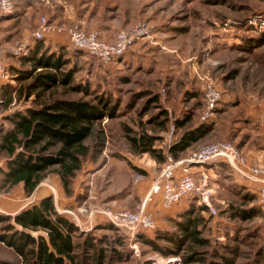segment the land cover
Listing matches in <instances>:
<instances>
[{
	"label": "rangeland",
	"instance_id": "1",
	"mask_svg": "<svg viewBox=\"0 0 264 264\" xmlns=\"http://www.w3.org/2000/svg\"><path fill=\"white\" fill-rule=\"evenodd\" d=\"M99 1L108 6L104 15L105 21L115 25L116 33L120 29H129L136 23L145 21L153 26L151 35L139 39L136 43L146 40L150 46L154 48L158 46L159 49L161 47L156 40L163 38L170 46L169 48H174V51L173 53L163 52V57L160 62L157 61V64L153 60L144 62L138 58L139 65H136L132 71H125L114 63L104 64L85 51L69 48L68 44H48L50 52H59L61 48L67 52V57L71 60V65L67 68L78 70L73 80L75 84L87 85L93 94L99 93L105 98H111L116 105V111L119 112L116 117L106 118L103 121L108 134L103 154L98 161L90 160L85 163L76 178V196L71 197L68 203H64V209L77 211L79 207L84 206L87 212L81 213L80 216L91 226L87 232L97 235L106 234L114 241L119 237L124 241L123 246L117 244L116 246L119 250L128 251L127 258L124 261L110 262V264H186L181 256H165L139 241L138 230L134 231L121 226H117V230L104 228L108 221L102 211L109 208L134 209L132 204L138 201L135 195L145 194L147 181L154 182L163 166L162 163L161 166L152 168L147 159L136 158L142 154L132 151V145L126 135V127L132 128L134 134L144 131L156 132L163 138L157 144L166 149L170 145L165 139L170 122L163 130L158 127L157 122L153 123L150 119L157 117L162 109L168 111L170 121L172 117L177 118L181 114V112L177 113L179 104L172 102L173 93H183L185 86L190 82L194 84L191 86L192 91L201 94L198 101L204 106L201 98L204 94L206 78H211L224 94L227 86H230V89L234 87L236 91L241 87V85L230 83L229 80H224L230 70L235 67L241 69L240 76L235 80L239 84L243 83L241 77L246 72L249 76L257 74L256 62L248 52L243 50L248 48L245 46L251 39L259 38L264 33V25L260 27V23L264 22V0H227L219 3H211V0ZM42 17L49 18L45 12L40 17V21ZM48 20L51 23L68 25V22L60 24V22H52V18ZM242 56L246 57L244 62L240 61ZM250 63L251 72L248 70L250 67H246L250 66ZM263 75L259 73L257 77ZM253 82L252 78L245 80L246 92L253 90ZM260 83L264 98V81ZM143 91L152 92V95L157 94L160 97L159 105L155 101H150V98L139 99L138 96ZM58 95L72 99L93 97L91 94L87 96L70 90L65 92V89H60ZM146 104H149V109L141 114L140 109L145 108ZM190 104L193 111L196 104L194 106L193 102ZM203 106L197 113V119L201 117ZM12 107L17 108L21 105L16 103ZM145 166H149L152 173H149ZM54 170V168L51 169L45 179L47 178L48 184L52 187L49 189L57 195L56 190L59 187L53 177L58 175ZM232 170L230 164L225 167L219 166L217 168L219 174L212 175V182L208 183L210 201L218 212L216 215L211 214L210 209L204 212L208 219L204 228L205 236L209 237L211 244L206 249L208 250L207 261L200 264H211L213 260L221 261V258L213 256L212 253L224 252V247L231 246L237 247L235 253H228V256L235 260V264L263 263L260 255L264 254V207L261 206L260 215L249 220L231 217V211H226L229 205L233 203L235 206H242L241 196L246 193L245 188L248 190L244 183L234 180L232 173L235 171ZM150 176L153 177L150 178ZM15 188H3L5 195L0 197V208L2 201L9 200L13 191L17 192ZM39 191L40 189L31 196L18 198V206L25 207L36 202V196H40ZM77 196H85V199L79 200ZM64 209L60 210V213H64ZM158 214L159 226L167 227L169 222L166 217L163 219L164 212L158 211ZM1 259L20 264L16 253L0 243Z\"/></svg>",
	"mask_w": 264,
	"mask_h": 264
},
{
	"label": "trees",
	"instance_id": "2",
	"mask_svg": "<svg viewBox=\"0 0 264 264\" xmlns=\"http://www.w3.org/2000/svg\"><path fill=\"white\" fill-rule=\"evenodd\" d=\"M221 1L227 0H211V3ZM245 47L248 48L243 51L248 52L256 62L257 74L249 76L246 72L241 78L243 81L254 79L252 89L262 95L263 87L260 82L264 81V75H257L264 74V33L259 38L251 39ZM67 56L62 48L59 52H50L44 39L36 40L30 46L28 54L17 56L24 67L17 69L13 76L16 84L9 80L2 85L1 107L10 112L3 114L0 122V187L12 188L22 182L26 194L30 195L54 168L65 195L73 197L76 196V178L85 163L90 160L96 162L101 158L108 141L103 121L116 117L119 112L111 98H105L99 93L93 94L87 85L73 82L78 70L67 68L71 65ZM245 58L242 56L240 61ZM246 67H250L247 69L251 72V63ZM240 73L241 69L235 67L224 80L237 82L235 80ZM60 89L87 96L91 94L93 97L67 98L58 95ZM144 97L159 105L160 97L157 94L143 91L138 96L139 99ZM13 102L19 103L21 107H12ZM148 109L149 104H146L145 108L140 109L141 114ZM193 115V111H188L177 116L175 121L178 134L174 143L166 148L168 153L157 145L163 138L156 132L134 134L132 128L126 127L132 151L136 154L149 153L163 165L169 153L175 158L187 156L186 151L205 139L213 130L211 122L193 126ZM156 119L158 120L155 121ZM150 121L157 122L160 129H166L170 122L168 111L162 109ZM216 163L202 165L207 168L215 165L229 166L224 160ZM245 190L246 193L241 196L242 206L231 203L226 210L231 211V217L249 220L261 214L257 194L246 188ZM76 198L83 200L85 196ZM182 202H186V205L177 208ZM176 208L173 215L166 216L169 222L167 227L157 225L153 231L139 230V241L165 256H181L186 264L205 263L208 259L206 249L211 242L205 236L204 228L208 219L204 212L209 208L199 204L196 194L182 199L173 210ZM104 228L117 230V226L109 221ZM0 243L16 253L20 264H110L113 261H124L128 255L127 250H119L116 246L124 245L121 238L114 241L106 234L80 231L69 215L57 210L52 194L14 215L0 213ZM224 248V252L212 253L222 260H213L211 264L236 263L228 253H235L237 247ZM260 258L264 264L263 253ZM0 263L13 264L12 261L3 259Z\"/></svg>",
	"mask_w": 264,
	"mask_h": 264
},
{
	"label": "crops",
	"instance_id": "3",
	"mask_svg": "<svg viewBox=\"0 0 264 264\" xmlns=\"http://www.w3.org/2000/svg\"><path fill=\"white\" fill-rule=\"evenodd\" d=\"M14 1L16 5L15 13L12 15L0 16V60L3 61L8 67L10 73L9 80L12 84H16V81L13 79V76L16 75V70L24 67L19 60V57L14 56L12 49H14L20 42H27L31 47L35 44L37 39L35 38L34 33L40 25V17L43 16L44 12L48 14V19L52 18V22H60V24L62 22H68L67 24H81L84 26V28L86 27V29L97 30L100 33L101 37L106 40H113L116 35L115 25L106 23L105 21L106 18L104 17V15L108 6L105 3L100 2L99 0ZM43 39L45 40L46 47H48V44H68V47L72 48L67 32H53L47 34ZM143 41L144 42L135 43L134 46H131L124 55L116 58L111 63H114L116 66H118V68H122L121 70L132 71L135 69L136 65H139L137 64L138 58L144 60V62L153 60L156 61L155 64H157V61L160 62V59L163 57V52L169 51L173 53L174 51V48H169L170 46L165 43V40L163 38H157L156 40V42H158L161 47L159 49L157 48L158 46L154 48V46H150L149 42H147L146 40ZM234 83L235 85H241L240 89L236 91L234 87H231L232 89H230V86H227L224 89L223 100L219 108L217 109L213 118L208 121L213 124L212 132L205 139L191 146L186 152L190 153L192 150L197 149L202 144L207 142L229 139L239 147L242 153L247 157L250 164L262 166L264 165V98L262 95H259L258 92H255L253 90H251L250 92H246L244 87L245 81H243L242 84H239L237 82ZM191 86H194V84L192 85L189 82L185 86L186 88L183 87V93H173L174 99L172 98V102L176 104L178 103L180 106L177 113H186L188 111H192L190 108V103L193 102V106L196 104V107L193 109L194 115L192 119L193 126H196L201 123L200 119H197V113L200 111L203 105H200V101H198V97L201 94L192 91ZM201 101H204V94L201 98ZM15 103L16 102H13L12 105H14ZM9 112V109L2 110V107L0 105V122L3 114ZM159 146L162 147V145ZM165 153H168L167 149H165ZM140 157H142L141 159H147L148 164L151 165L152 168L157 165L161 166L162 164L159 163L149 153H143L136 158L139 160ZM213 163L217 164L216 162ZM145 167L149 173H152L148 168L149 166ZM218 167L219 165H215L212 168H207L205 165H196L193 168V171L198 181L201 180L202 172L204 171L209 175L210 182H212V175L219 174L217 172ZM214 168L216 170H214ZM232 175L234 176L233 178L235 181L244 183V185L248 187V190L250 189L251 192L256 193L257 185L252 180L243 178L236 172L232 173ZM153 176H150V178H152ZM53 180L59 187L56 190L57 195H55V193H53L51 189H49L52 187L48 184L49 181H47V178L44 179L30 195L26 194L22 182L18 185H15V191L17 190V192L13 191L11 193L12 196H10L11 198H9V200L1 202L2 207L0 208V213L14 215L20 210L30 206L31 204L25 207H19L17 204V199H21L23 198V196H31L36 193L35 191L38 189H40L38 193L40 196H36V202H39L44 196L52 194L55 198L57 210L60 212V210L65 208L64 203H68L71 197L65 195L58 176L55 175L53 177ZM152 182L153 181L150 180L147 181V184L145 186V194L143 193L135 195L136 197H138V201L132 204V207L135 210H138L142 207L144 197L149 191ZM14 187H12L11 189H13ZM185 205L186 202H182L177 208H181ZM177 208L175 210L163 209L160 196H157L154 202L146 204V210L152 212L156 220L159 215L158 211L164 212V219L168 215H173L176 212ZM159 223V220H157L158 225H160ZM42 233L45 234L43 231Z\"/></svg>",
	"mask_w": 264,
	"mask_h": 264
},
{
	"label": "built area",
	"instance_id": "4",
	"mask_svg": "<svg viewBox=\"0 0 264 264\" xmlns=\"http://www.w3.org/2000/svg\"><path fill=\"white\" fill-rule=\"evenodd\" d=\"M16 10L14 0H0V16L10 15ZM257 21V20H255ZM262 28L264 22L260 23ZM148 22L141 21L132 28L120 29L113 40H106L100 36L97 30H87L76 23L59 25L51 23L46 17H42L40 25L34 36L40 40L47 34L53 32H67L71 45L74 49L83 50L90 55L97 57L104 64L113 62L116 58L124 55L131 46L139 39L148 37L151 29ZM30 44L20 42L13 50L14 56L28 54ZM10 73L6 64L0 60V105L3 102L2 85L9 80ZM223 100L222 90L211 78H206L204 87V106L200 117L201 122H207L215 115ZM175 117L171 118L170 126L166 135V140L172 144L175 141L178 128ZM224 160L228 162L233 170L241 177L252 180L257 185V200L264 207V165L256 166L249 163L246 156L239 147L230 140H217L205 143L192 150L187 156L175 158L172 154H167L166 162L162 166L158 178L152 182L149 191L144 197L142 207L138 210L106 209L102 211L107 221L116 226L127 227L134 231L144 230L153 231L157 228V220L152 212L146 210V204L155 201L157 196L161 197L162 208L171 210L182 199L191 194L199 197V203L206 205L210 213L217 214V209L212 205L209 195L208 183L209 175L202 172L201 180L198 181L194 175L193 168L204 163L217 162ZM5 195L3 188L0 187V197ZM63 212L69 214L74 224L82 229L89 231L88 221L81 219V213H86L84 206L77 211L64 209ZM47 234L46 231H43Z\"/></svg>",
	"mask_w": 264,
	"mask_h": 264
}]
</instances>
